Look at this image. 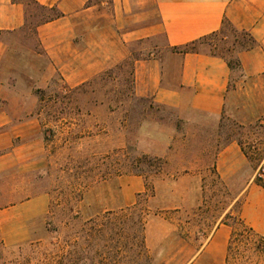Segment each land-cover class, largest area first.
Listing matches in <instances>:
<instances>
[{
  "label": "rangeland",
  "instance_id": "rangeland-1",
  "mask_svg": "<svg viewBox=\"0 0 264 264\" xmlns=\"http://www.w3.org/2000/svg\"><path fill=\"white\" fill-rule=\"evenodd\" d=\"M23 1L30 5L28 31L12 37L6 71L40 122L32 137L42 142L39 169L28 181L33 193L48 194L50 206L33 222L28 242L0 248V264H68L69 254L74 264H220L219 250L201 254L221 225L236 233L221 264H264V234L250 231L242 213L250 185L264 192L257 184H264V120L243 125L224 115L187 123L150 99L136 100L138 47L78 88L53 70L44 75L32 31L57 12ZM232 44L218 37L199 49L235 59ZM232 142L248 165L225 182L216 155Z\"/></svg>",
  "mask_w": 264,
  "mask_h": 264
},
{
  "label": "crops",
  "instance_id": "crops-1",
  "mask_svg": "<svg viewBox=\"0 0 264 264\" xmlns=\"http://www.w3.org/2000/svg\"><path fill=\"white\" fill-rule=\"evenodd\" d=\"M29 2L57 12L32 31L40 50L36 57L46 61L44 75L53 70L78 88L128 60L138 47L136 97L176 111L187 123L200 118L220 121L224 115L243 125L264 120V0ZM29 9L27 1L0 0V248L28 242L33 222L50 206L48 194L33 193L28 181L39 169L42 142L32 137L40 132V122L25 107L30 97L18 91V82L6 71L14 50L12 37L28 31ZM224 22L256 42L238 55L239 77L234 78L225 58L174 51L219 32ZM247 165L237 142L221 147L216 155V171L225 182L236 180ZM247 193L250 200L243 216L254 231L264 234V201L253 200L264 192L250 185ZM232 234L229 226L221 225L201 257L217 249L220 264L227 261Z\"/></svg>",
  "mask_w": 264,
  "mask_h": 264
},
{
  "label": "trees",
  "instance_id": "trees-1",
  "mask_svg": "<svg viewBox=\"0 0 264 264\" xmlns=\"http://www.w3.org/2000/svg\"><path fill=\"white\" fill-rule=\"evenodd\" d=\"M218 37H221V41H225V40H229V39L233 40L232 46L234 48V51L237 53V56H236L235 59H229L225 55L218 54V53H216L214 51L207 52V51L199 49V46L205 45L207 42H209V44H211V42H216ZM255 46H256V42L254 41V39L252 38V36L250 34H248L246 32H239L238 30H236L232 26V24H230L229 22H224V25H223L222 29L219 32L214 33V34H212L210 36H207V37H205V38H203V39H201L199 41H196V42H194L192 44H189V45H186L184 47L176 48V49H174V51H176L178 53H183V54L206 52V53H209V54L214 55V56H220L222 58H225L228 61L230 69L233 72H235L236 70L240 71V69H241V64H240V60L238 58V55L241 52H243V51H247V50L253 49ZM133 67H134V64H133ZM137 98L138 97L135 96L136 100H137ZM138 99H141V98H138ZM257 184L259 186H261L262 188H264V184H261L259 182V180L257 181ZM137 206H138V204H136L135 206L129 208V210L130 211L131 210H136ZM147 216H148L147 212L143 211L142 212V218H140V224H141L143 230L145 229V226H146V217ZM239 221H241L242 223H245L243 218H241V217H240ZM250 231L255 233L252 228H250ZM235 236H236V233L234 232L232 234V238H231V241H230V244H229L228 252L231 251V248H232V245H233L232 241H233ZM63 260L64 261L67 260L68 264H74V261L72 260L71 254L65 256L63 258ZM62 264H65V263H62Z\"/></svg>",
  "mask_w": 264,
  "mask_h": 264
}]
</instances>
